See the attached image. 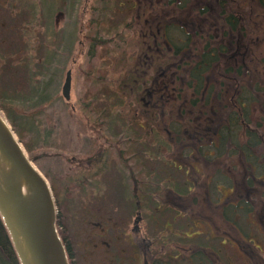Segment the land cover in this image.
<instances>
[{"label":"rangeland","instance_id":"1","mask_svg":"<svg viewBox=\"0 0 264 264\" xmlns=\"http://www.w3.org/2000/svg\"><path fill=\"white\" fill-rule=\"evenodd\" d=\"M150 1L0 0V103L7 107L21 132V136L16 133L28 155L51 184L60 233L71 249L74 264H115L117 255L94 247H104L106 242L112 247H128L129 238L148 234L154 236L158 245V260L166 264H264V225L250 226V213L234 214L228 210L232 207L223 210L224 205L214 200L217 192L221 195L216 182L209 185L211 195L206 193L207 173L218 171L216 177L224 179L230 164L241 165L240 155L231 154V144L214 152L207 140L205 145L214 153L210 158H201L194 149L195 139L189 136L182 150L167 132L168 119L146 106L149 99L157 97L151 87L157 85L159 75L169 73L163 63L169 59L178 64L183 61L182 68L172 65L170 71L176 73V82L188 94L193 92V68L208 43L201 35L207 34L210 46H219L213 14L215 8L223 5L214 8L211 3L218 4V0H200L210 10L206 8L197 19L199 7L194 0H180L183 6L175 0L169 7L168 0L162 6L155 5L156 0ZM236 2L249 6L251 0L226 3L229 6ZM147 21L165 27L176 48L182 42L188 46L175 53L165 46L164 55L159 57L160 53L155 59L152 55V66L147 65L145 41L150 42L152 34L146 36ZM200 23L202 29L196 26ZM182 24L186 31L180 27ZM161 33L162 29L156 37L161 38ZM254 48L258 58H262L264 37ZM224 67L218 65L220 77H210L211 72L205 74L206 84L213 86L216 93L221 91L222 80L227 82L233 75L228 70L223 72ZM69 69L73 80L71 98L67 100L62 86ZM244 73L237 78L238 85L245 83ZM250 79L253 83L254 79ZM240 91L239 88L236 94ZM195 97L198 95L193 93L189 98ZM257 100L251 123L245 124L244 131L248 126L264 133V121L256 107L263 104L264 93H257ZM233 102L236 104L234 99ZM217 104L221 106L216 109L219 119L232 112L227 95L218 97ZM145 113L154 115L152 123H144ZM136 119L145 126L136 125ZM222 122H228L227 118ZM191 130L188 129L190 133ZM103 135L104 138L98 137ZM105 146L107 152L100 163L88 166L86 158L97 156ZM182 156L183 173L174 171L173 165ZM218 166L223 171L217 170ZM236 169L237 180L242 181L241 167ZM186 179L187 186L183 184ZM169 181L177 182L181 197L169 191L175 189L174 182ZM189 184H193L191 190ZM134 187L138 190L134 191ZM237 189L242 190H235L234 197L229 198L243 196L244 186L238 185ZM88 202L98 203L89 206ZM259 205L260 214L264 213V202ZM243 209L249 210L248 202ZM108 216L112 222L106 220ZM138 216L139 229L133 230ZM104 225L112 229L102 228ZM210 232L214 237L208 235ZM228 232L241 248L237 247L238 242L233 243V237H228ZM243 232L253 234L246 237ZM224 239L225 248L220 245ZM203 244L209 246L207 252L201 251Z\"/></svg>","mask_w":264,"mask_h":264},{"label":"flooded vegetation","instance_id":"2","mask_svg":"<svg viewBox=\"0 0 264 264\" xmlns=\"http://www.w3.org/2000/svg\"><path fill=\"white\" fill-rule=\"evenodd\" d=\"M148 3L152 2L150 0H147ZM154 2V1H153ZM163 2V0H156L155 3H161ZM138 3V1H137ZM147 3V4H148ZM168 3V1H167ZM138 6V5H137ZM167 7H169L168 4H166ZM204 9V7H199L196 13V18H197V14L200 13V10ZM198 19V18H197ZM147 25V29L145 30L146 36L148 37L149 33L151 32V39L150 42H148L147 40L146 45L147 47V52L145 53L146 55V62L147 65H151L152 66V62H149V58L155 59L156 56H159L160 53L161 56H163L164 54V50L162 49L163 47L167 46L172 50L173 53H175L176 51L181 52L183 49H185L188 45H186V42H182V45L180 47H175L174 45L171 44L170 40L167 37V33H166V28L163 27L161 28V25H157L156 23H151V22H146ZM187 24V23H186ZM171 26V24H169ZM187 25H192L194 26V24H187ZM169 26V27H170ZM186 25H180V27L182 29H185ZM196 26H199L200 28L201 23L200 24H196ZM184 27V28H183ZM157 28V29H156ZM162 29V33H161V38H158L156 36L159 35L161 29ZM188 34V32H186ZM186 45V46H185ZM175 47V49H174ZM150 48V49H149ZM178 60H181V58L179 57ZM165 67H169V73L167 71H164L161 73V79L157 82L156 86L151 87V89H153V91H155V95L157 96L155 99H149L152 100L151 102L147 101L146 106L147 107H151L152 110L158 111V113H161L162 116L166 117L168 119V126L169 128H167V132L169 133V135L173 138V142L175 145H177L178 147H180L182 150H185V141L187 136H189L192 139H195L196 142V146L194 149H197V153L201 158H206L210 154H213L214 152H219L220 146L223 142L222 140V136L219 134V132H221L222 128H226L229 126L230 123V119H228L227 117V121L228 122H222L224 120H226V118L223 119H219L218 116V112H217V108H221V106L219 104H217V100L218 97L219 98H224L226 95L228 96V99H230L229 96V90H228V94H226V90L227 87H224L221 89V91L219 90V92H214V87L212 90L211 86H208L206 88H210L209 89V94L206 93V88L201 90V89H197V81H196V86L193 90V92H190L188 94L189 91H187L183 86H181L179 83L176 82L174 75L176 74L175 72H171V66L174 65V68L176 69H180L183 67V61H180V64H178L179 62H174V61H170L166 60L163 62ZM173 67V66H172ZM215 73H213L214 75ZM172 75V76H171ZM156 90H160V92H156ZM195 91V92H194ZM196 94L198 95V97H195L194 99L189 98L191 96V94ZM188 94V96H187ZM210 96V98L208 99L207 96ZM197 100V101H196ZM193 101V102H192ZM150 108V109H151ZM187 109H189V113H187ZM149 110V109H148ZM143 116L145 117V124H149L152 123V118L154 117L153 114H143ZM171 117V119L169 118ZM136 121V125L139 124L141 126H145V124L143 122L140 123V121H138V119L135 120ZM186 127V128H185ZM191 128L192 132L190 133L188 131V129ZM174 133V134H173ZM98 137H102L104 138L105 136H98ZM184 138V139H183ZM208 140V146L212 147L214 149V152L210 151L211 149H209L210 147H207L205 145L206 141ZM188 142H193V141H189L187 139ZM178 142V143H177ZM191 145H189L188 147H190ZM99 154L97 156H88L86 158L87 160V164L88 166H93L94 163H100L101 159L103 158L104 154L106 155L107 152V147H103L101 149H99ZM257 156L261 157V153L256 152ZM233 154V153H231ZM121 158V157H120ZM241 158V165L239 163H234V167L233 165H229L228 167V173L227 176L224 179H218L216 176L219 174V172H209L207 173L208 175V179L206 181V185H207V189H206V193L208 195H211V193L213 192V190H211V187H209L210 184H215L214 182H216L215 187L218 188V190L221 192V195L217 192V195H215L214 200H217L216 202H220L219 205H224L225 211H228L226 209L227 204L225 205V202H248L249 204V210L246 211L247 214L250 215L251 220L249 221L250 226H252L253 223H255L257 225V227H261L262 224L264 225V213L260 214V209L258 208V205L261 202H264V177L263 176H258L257 173L255 172V169L253 168V166H251V163L248 161V159H244L243 156H240ZM185 162V157L182 156L180 157L177 161H173V165H174V171H182L183 173V163ZM236 167H241L240 173L243 174L242 177V181H238L236 174ZM219 171H223L222 168H220L218 166ZM229 170L231 171V173L229 172ZM186 174V173H185ZM221 176V175H219ZM133 181L135 182V184L137 185L138 182L135 179H133ZM187 179L183 182V184H185L187 186ZM170 182V181H169ZM174 182L175 184V189H169V191H171V193L174 196H182L181 192H178L179 190L176 189L177 187V182L175 181H171L170 184ZM257 182V183H256ZM185 185H183L184 187H186ZM193 185V184H192ZM192 185L189 184V189L191 190ZM238 185L240 186H244V194L243 196L239 197L238 199H234L232 197H234V191L235 190H242V189H237ZM138 190L134 187V191ZM226 190H229V192H227ZM231 194V195H230ZM233 194V195H232ZM135 195L137 197V192H135ZM229 196H232L229 198ZM254 201H253V200ZM213 200V202H214ZM252 200V201H251ZM180 201V199L178 200ZM138 202H140V200L137 199L136 204L138 205ZM211 202V201H209ZM90 203L89 206L92 205V203H98V202H88ZM252 203V204H251ZM229 204V203H228ZM96 207V205H94ZM260 206V205H259ZM253 207V208H252ZM139 208V207H138ZM89 210V209H88ZM139 211V210H138ZM140 212V211H139ZM264 212V210H263ZM62 215V211H60L59 217L61 218ZM140 217V216H139ZM141 219V217H140ZM108 222H112V217L108 216L106 219ZM138 220V217L137 219ZM136 220H134V226H133V230L135 229H139L138 223L140 222H136ZM202 221V220H201ZM231 226L234 227V224L231 223ZM263 227V226H262ZM102 228H107V230L112 229L111 226H102ZM252 229V228H251ZM62 232V230H61ZM233 232V231H232ZM241 233V232H239ZM232 233L228 232V237H233V243L238 242V240H236L234 238V236H231ZM253 233L249 232H243L242 235H245L246 237H248V235H252ZM63 235V233H62ZM209 236L214 237V234L212 232L208 233ZM252 237V236H250ZM208 238V236H207ZM243 239L244 236H243ZM226 240L224 239V241L222 240V243L220 244L221 247L225 248L224 242ZM230 241V239H229ZM128 247H112L110 245V242H106L105 246H93L94 249H96L97 251H100L102 253H109V254H113V255H117L116 257V261L115 264H166L165 262L163 263L162 260H158V248L156 245V241L154 240V236L151 234H148L147 236H142V237H138L137 239L135 238H129V242L127 243ZM66 246L68 248V251L70 253L71 249L70 247H68V243H66ZM201 251H206V249H208L209 246L207 245H202ZM221 247L219 249V251L221 250ZM235 246L232 245L231 248H234ZM237 247L241 248L239 242L237 243ZM212 249H214V247H210ZM260 249H262L261 247H259ZM70 249V250H69ZM93 249V250H94ZM196 249H199L198 247H196ZM164 253H165V247L163 249ZM212 251V250H211ZM196 252H200L199 250ZM212 253L217 254V251H213ZM71 254V253H70ZM195 254V253H194ZM201 254H203L201 252ZM203 259H205V257H203ZM73 260V259H72ZM165 261V260H164ZM73 263V262H72ZM74 264V263H73ZM199 264H203L199 263ZM229 264H231L229 262Z\"/></svg>","mask_w":264,"mask_h":264},{"label":"trees","instance_id":"3","mask_svg":"<svg viewBox=\"0 0 264 264\" xmlns=\"http://www.w3.org/2000/svg\"><path fill=\"white\" fill-rule=\"evenodd\" d=\"M174 1L169 0L168 5L171 6ZM199 2L200 0H194L197 7H204V9L200 10L201 13L206 10L208 5H202ZM218 2L215 5L211 3V7L215 8L217 5L224 6L215 8L216 13L213 14L214 21L217 24L214 28H217L219 33L216 40L219 46H210L207 34L201 35V38L206 39L208 42L207 49L204 50L202 58L194 66L193 76L198 82L197 89L203 90L207 87L205 74L211 72L210 77H212L213 73H215L216 77L221 76V73L218 71L220 63L225 66L223 72L228 70L227 72L233 73L232 78L229 75V81L225 82L222 80L221 86V89L224 87L230 88L229 96L231 95V97L229 105L232 111L227 115L228 119L231 120V124L229 123L228 127L222 128L221 132H219L223 140L221 149L224 145L231 144L233 146L231 148L232 153H237L243 156L244 159L247 158L257 175L264 177V133H259L248 126V130L244 131L245 124L251 123L250 117L255 111L253 104L258 101L257 93H264V81L262 80V77L264 78V56L258 58V54L255 53L254 48L258 40L264 37V0H251L249 6H246L245 1L242 3L236 2L232 5L229 4V6L226 3L229 0H218ZM177 3L183 6L182 1L178 0ZM209 10L208 7L207 11ZM220 10L222 11L220 12ZM248 44L250 45L248 46ZM234 64H237V66H234ZM244 72L247 74V79H245V83L243 82L238 85L237 78L244 76ZM250 78L254 79L253 83H251ZM231 81H235V83L232 84ZM211 87L213 90V86ZM239 88L241 91L237 95L236 92ZM233 99L236 104H234ZM0 107L4 109L16 132L21 136V132L16 128L12 116L10 113H7V107L3 106L2 103H0ZM233 107H235L234 110L232 109ZM256 107L264 121V102ZM242 120L244 121L243 124L241 123ZM240 135H242L241 138ZM256 152L261 153V157L257 156ZM245 204L246 202H238L234 206L230 205L229 207L232 208L228 210L234 214L242 213L243 211L246 213L247 210L243 209ZM0 264H21L11 235L1 215Z\"/></svg>","mask_w":264,"mask_h":264},{"label":"water","instance_id":"4","mask_svg":"<svg viewBox=\"0 0 264 264\" xmlns=\"http://www.w3.org/2000/svg\"><path fill=\"white\" fill-rule=\"evenodd\" d=\"M71 71L63 86L70 97ZM0 155L9 170L0 171V214L21 264H69L56 229V206L48 181L32 163L11 125L0 112ZM25 182L29 193L22 189ZM23 238L21 246L19 237Z\"/></svg>","mask_w":264,"mask_h":264},{"label":"bare ground","instance_id":"5","mask_svg":"<svg viewBox=\"0 0 264 264\" xmlns=\"http://www.w3.org/2000/svg\"><path fill=\"white\" fill-rule=\"evenodd\" d=\"M5 169H6V171H8L9 170V166H8L6 160L0 155V171L2 172ZM0 177H3V174H1ZM22 189H23V191L26 194L29 193L27 185H26V183L24 181L22 182ZM19 241H20L21 246H24L23 238L21 236L19 237Z\"/></svg>","mask_w":264,"mask_h":264}]
</instances>
